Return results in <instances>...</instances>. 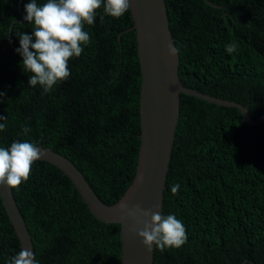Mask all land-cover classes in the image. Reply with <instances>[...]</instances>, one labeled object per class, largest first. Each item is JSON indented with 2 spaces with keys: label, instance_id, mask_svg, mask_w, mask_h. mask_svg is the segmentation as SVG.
Here are the masks:
<instances>
[{
  "label": "trees",
  "instance_id": "16d2710c",
  "mask_svg": "<svg viewBox=\"0 0 264 264\" xmlns=\"http://www.w3.org/2000/svg\"><path fill=\"white\" fill-rule=\"evenodd\" d=\"M20 1L19 9V0H0V147H50L112 205L130 185L135 150V35L126 13L117 19L101 7L85 25L90 43L69 61L70 77L44 93L28 84L16 51L19 34L33 29L24 20L31 0ZM208 1L165 0L180 80L241 103L256 119L264 114V0ZM175 136L163 215L183 222L187 242L154 247L153 264H264V125L249 128L238 109L184 94ZM12 193L37 264H118L120 226L95 219L57 168L36 161ZM19 251L0 199V264Z\"/></svg>",
  "mask_w": 264,
  "mask_h": 264
},
{
  "label": "water",
  "instance_id": "95a60500",
  "mask_svg": "<svg viewBox=\"0 0 264 264\" xmlns=\"http://www.w3.org/2000/svg\"><path fill=\"white\" fill-rule=\"evenodd\" d=\"M209 4V1L206 0ZM19 0L18 7L20 9ZM212 6L224 9L223 6ZM135 35V150L130 185L114 204L102 202L82 172L64 155L50 147L37 146L43 153L38 161L57 168L67 177L95 219L120 226L118 264H153L149 252L137 235L150 217L139 220L122 214L119 204L164 214L166 180L180 117V96L189 95L211 104L238 109L249 128L264 125V114L253 119L249 110L235 100L222 99L185 87L180 80L179 52L168 55V45L176 47L168 21L165 0H132L126 13ZM0 199L22 248L33 252L31 236L13 197L12 189L0 186ZM35 256V255H34ZM248 262L244 260L242 264ZM254 264L253 262H250Z\"/></svg>",
  "mask_w": 264,
  "mask_h": 264
},
{
  "label": "clouds",
  "instance_id": "9594fccd",
  "mask_svg": "<svg viewBox=\"0 0 264 264\" xmlns=\"http://www.w3.org/2000/svg\"><path fill=\"white\" fill-rule=\"evenodd\" d=\"M132 0H47L38 6L36 0L25 5L27 15L24 20L33 24L32 34H19V48L24 71L31 73L28 84L40 85L44 93L52 91L58 83L67 80L70 75L69 61L78 58L84 52V46L90 43V35L85 25H93L97 11L113 18H121L131 9ZM103 19V17H101ZM229 53L236 50L235 44L226 48ZM178 49L168 45V55L175 57ZM0 93V97H2ZM7 117L0 116V132L6 130ZM25 135L30 128L22 126ZM43 153L35 143L14 141L10 147H0V186L18 189L28 181L32 166L42 158ZM175 184L171 191L175 195L180 189ZM119 208L126 217L139 220L141 216L150 217L144 222L142 230L137 232L142 244L151 252L153 246L163 251L166 248H179L187 242V232L183 222L174 214L162 215L159 212L145 210L139 205L130 208L120 203ZM8 264H37L32 251L22 248L11 257Z\"/></svg>",
  "mask_w": 264,
  "mask_h": 264
}]
</instances>
